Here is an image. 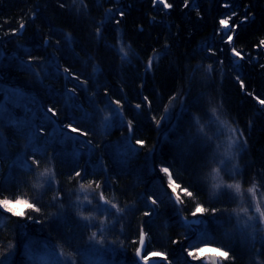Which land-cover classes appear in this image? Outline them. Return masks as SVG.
<instances>
[{
    "label": "trees",
    "instance_id": "obj_1",
    "mask_svg": "<svg viewBox=\"0 0 264 264\" xmlns=\"http://www.w3.org/2000/svg\"><path fill=\"white\" fill-rule=\"evenodd\" d=\"M214 112L240 137L239 186L264 201V0H0V200L30 205L23 218L0 210V264H21L27 237L79 233L80 184L122 211L129 251L143 234L145 254L164 255L155 264H197L184 252L201 245L224 251L220 264H264V248L228 237L236 195L206 185L198 130ZM48 165L53 181L36 186ZM164 169L189 195L179 207ZM196 210L200 235L202 221L180 218Z\"/></svg>",
    "mask_w": 264,
    "mask_h": 264
},
{
    "label": "rangeland",
    "instance_id": "obj_2",
    "mask_svg": "<svg viewBox=\"0 0 264 264\" xmlns=\"http://www.w3.org/2000/svg\"><path fill=\"white\" fill-rule=\"evenodd\" d=\"M179 107L177 104L171 111L169 109L165 119H168L169 114L179 112ZM102 113L103 123H107L113 116V113L108 111ZM207 125L201 126L198 130L199 134L206 138V143L209 145L207 156L210 162V170L207 172L206 185H208L212 196H217L226 191L236 195L238 201L237 206L227 213V217L233 220L228 237L234 236L243 244L253 245L256 243L257 248L258 246L264 248V201L252 189L242 191L236 179L239 170L240 137L233 128L220 118L217 112L212 114ZM22 156L20 154L17 158L21 159ZM41 170L43 171L40 174V183H37L36 186L43 185L48 180L52 182L54 179L51 166H44ZM160 171L165 177L169 192L175 195L180 204L184 197L189 196L188 193L179 188L167 170ZM68 206L74 215L79 233L77 232L74 236L72 232L69 235L67 232V235L59 237V241L62 243L57 245L48 240L44 243L35 244L34 238L27 237L21 249L20 255L22 256L18 258L21 260V264H125L126 259L130 260L132 255L134 261L130 264H137L135 251L139 246V241L131 252L129 246L126 248L124 245V239L119 236L120 232L117 231L118 237L115 236L114 223L122 211L118 210L113 201H108L99 191L92 192L88 185L80 184L76 187V196L73 197ZM29 207L30 205L23 199L0 200V210L14 217H25V212ZM67 209L61 205L57 210L54 208L57 224L62 221V218H65ZM198 212L199 210H196L191 217L202 221V225L197 230L195 228L191 231L200 235L204 230L205 222L198 216ZM66 217L68 218V216ZM65 228H68V225ZM19 229L22 235L28 236L23 226L20 225ZM77 239L81 245L79 248L72 245V241H77ZM184 255L197 264H220L221 260H227V254L224 251L209 245H201L194 250L185 251ZM143 256L146 261L153 260L155 263L165 261L164 255L160 253L146 255L144 250ZM12 257V255H8L1 264H11ZM252 257L254 258L253 262L258 263L255 255Z\"/></svg>",
    "mask_w": 264,
    "mask_h": 264
},
{
    "label": "water",
    "instance_id": "obj_3",
    "mask_svg": "<svg viewBox=\"0 0 264 264\" xmlns=\"http://www.w3.org/2000/svg\"><path fill=\"white\" fill-rule=\"evenodd\" d=\"M170 198L174 201L175 205L179 207V201L177 200L175 195L170 193ZM180 218L184 225H192V226L200 225V220H198L197 218L194 217L185 218L184 216H180ZM144 246H145L144 235L141 234L139 238V246L135 251V260L137 264H154L155 261L153 260H149V261L144 260V256H143Z\"/></svg>",
    "mask_w": 264,
    "mask_h": 264
}]
</instances>
